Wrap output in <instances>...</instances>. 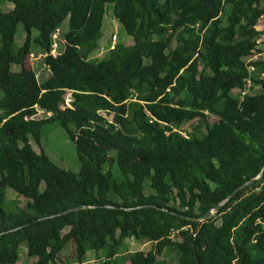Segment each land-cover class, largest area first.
Segmentation results:
<instances>
[{
    "label": "trees",
    "instance_id": "16d2710c",
    "mask_svg": "<svg viewBox=\"0 0 264 264\" xmlns=\"http://www.w3.org/2000/svg\"><path fill=\"white\" fill-rule=\"evenodd\" d=\"M5 3L12 9L0 10V264H16L22 245L34 264H59L68 244L77 263L93 253L111 264L123 249L117 264H264V170L214 209L264 166V78L259 95L230 96L248 76L243 59L264 0ZM109 11L132 44L99 59ZM65 19L64 47L53 56ZM18 25L26 38L17 48ZM32 44L48 69L40 82L25 66ZM54 126L74 142L77 171L41 148ZM6 189L26 206L6 201ZM172 230L179 240L169 239ZM128 240L152 246L126 253Z\"/></svg>",
    "mask_w": 264,
    "mask_h": 264
},
{
    "label": "rangeland",
    "instance_id": "374dc122",
    "mask_svg": "<svg viewBox=\"0 0 264 264\" xmlns=\"http://www.w3.org/2000/svg\"><path fill=\"white\" fill-rule=\"evenodd\" d=\"M12 9V5L10 3H5L2 6H0V10L2 11H8ZM68 30V19H65L59 29L53 34V46L51 54L53 56H56L59 52L62 51L64 47V41H63V35ZM34 35L36 34L35 31H33ZM102 39L99 51L95 53V57L99 59L106 58L108 52L101 53V49H105L106 46H108L113 38V36H116L117 39L114 41L113 45L115 44H121V45H130L132 44V38L124 32L122 26L115 20L112 16V13L109 11L106 15V18L103 22L102 27ZM26 33L22 27V25L17 26L16 35H15V47H21L25 41ZM110 46V45H109ZM44 54L40 49L32 44V53L29 55L25 61V66L28 69H31L37 77V80L43 81L48 76V69L46 68L44 61ZM12 71L17 72L19 70V67L16 65L11 66ZM230 94L234 95L235 91H232ZM68 102V103H66ZM67 104H70V94H67L65 97V106L67 107ZM215 121V118H210L209 123H213ZM198 122H192L190 125L189 130L191 131L193 128L197 127ZM200 130H197L198 137H201L202 133H200ZM205 132H203L204 134ZM187 134L185 131L183 135ZM33 148L36 151H39V148L36 145H33ZM41 148L43 151L47 154L49 159L56 164L58 167L65 169V170H71V171H77L79 164L77 162V155H76V147L73 141H71L66 132L61 129L60 127H48L44 130L43 138L41 140ZM115 152L112 151L110 153L111 156H114ZM5 197L6 201L14 202L19 207L24 208L26 206L27 201L23 199L22 197H19L16 193L11 191L10 189L5 190ZM14 203H6L4 206V209L6 212H11L14 209ZM149 243H141L136 242L134 240H128L126 243V253H132L135 251H148L152 244ZM123 252V249L121 250ZM120 251V254L118 257H115L111 264H117L118 260L120 259V256H122V252ZM73 245L68 244L64 250L61 252L59 257V264H79L74 260L73 258ZM172 258V261H174L175 258ZM88 259H93L94 262L91 264H102L101 258L99 260V257L96 258L93 253H86L83 260L87 261ZM35 258H29L26 256V249L25 246L22 245L19 247L18 250V260L16 264H34ZM126 264H130L129 262Z\"/></svg>",
    "mask_w": 264,
    "mask_h": 264
},
{
    "label": "built area",
    "instance_id": "2783aa9c",
    "mask_svg": "<svg viewBox=\"0 0 264 264\" xmlns=\"http://www.w3.org/2000/svg\"><path fill=\"white\" fill-rule=\"evenodd\" d=\"M254 29L257 32L255 38L252 40L254 48L243 59L247 68L248 76L244 80L242 89L236 90L235 95H232V97L239 102H242L246 97H254L260 94L261 84L257 81L264 78L262 66L258 65V63L264 62V13L258 23L254 26ZM116 39L117 37L113 36L109 44L110 46L108 45L105 49H101V53L103 54L105 51L108 52L112 50L114 46L113 43ZM169 238L171 240H178L180 238L179 231L172 230Z\"/></svg>",
    "mask_w": 264,
    "mask_h": 264
},
{
    "label": "water",
    "instance_id": "95a60500",
    "mask_svg": "<svg viewBox=\"0 0 264 264\" xmlns=\"http://www.w3.org/2000/svg\"><path fill=\"white\" fill-rule=\"evenodd\" d=\"M263 170H264V166H263V168H262V170H261V172L257 175V177H255V178H253V179H251L250 181H248V182H246L245 184H243V185H241L240 187H238V188H236L225 200H223L222 202H220V203H218L215 207H214V209H218V208H220L221 206H223L224 204H226L235 194H237V192L239 191V190H241L242 188H245V187H247L248 185H250V184H252L253 182H255L260 176H261V174H262V172H263ZM147 208H154V209H156V210H161V211H165V212H168L167 210H165V209H161V208H158V207H153V206H146ZM86 207H79V208H77L76 209V211H78V210H81V209H85ZM114 208H117V209H119V210H129V209H122V208H118V207H114ZM214 214V210H210V211H208L206 214H204L202 217H200L199 219H197V220H199V221H203V220H205V219H207V218H209L211 215H213Z\"/></svg>",
    "mask_w": 264,
    "mask_h": 264
},
{
    "label": "crops",
    "instance_id": "0c3cea01",
    "mask_svg": "<svg viewBox=\"0 0 264 264\" xmlns=\"http://www.w3.org/2000/svg\"><path fill=\"white\" fill-rule=\"evenodd\" d=\"M126 243H127V241H126ZM146 243H149V242H146ZM149 244H151V243H149ZM148 244V245H149ZM96 257V256H95ZM34 259V258H33ZM35 261H36V258H35ZM92 262H94V260L93 259H88L87 261H82L81 263H79V264H91ZM129 261H125L124 263H122V264H126V263H128ZM130 263V262H129Z\"/></svg>",
    "mask_w": 264,
    "mask_h": 264
},
{
    "label": "clouds",
    "instance_id": "9594fccd",
    "mask_svg": "<svg viewBox=\"0 0 264 264\" xmlns=\"http://www.w3.org/2000/svg\"><path fill=\"white\" fill-rule=\"evenodd\" d=\"M261 92V91H260ZM259 95V94H258ZM231 97H232V94L230 95ZM255 97V96H254ZM233 98V97H232ZM234 99V98H233ZM66 103H68V102H66ZM67 106H69L68 104H67ZM185 229V228H184ZM180 232V231H179ZM170 239V238H169ZM180 239V238H179ZM178 239V240H179ZM172 241H177V240H172Z\"/></svg>",
    "mask_w": 264,
    "mask_h": 264
}]
</instances>
